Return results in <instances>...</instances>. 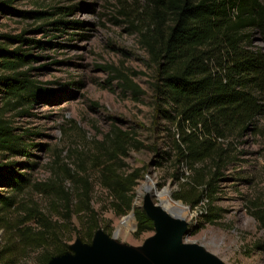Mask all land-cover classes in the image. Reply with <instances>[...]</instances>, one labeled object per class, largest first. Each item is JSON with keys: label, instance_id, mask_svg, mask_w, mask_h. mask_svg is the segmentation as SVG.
<instances>
[{"label": "trees", "instance_id": "16d2710c", "mask_svg": "<svg viewBox=\"0 0 264 264\" xmlns=\"http://www.w3.org/2000/svg\"><path fill=\"white\" fill-rule=\"evenodd\" d=\"M2 3V9L12 11L8 2ZM41 13L53 14L22 12ZM50 24L56 29L58 25L81 27L83 23L60 18ZM130 26L155 69V119L164 123L165 147L157 151L156 164L171 168V177L179 182L171 196L192 208L199 207L201 221L215 224L223 211L216 204L223 170L235 163L239 152L234 142L250 132L264 137V125L259 123L264 115V52L253 41L254 32L264 38V2L142 0ZM1 36L40 48L51 44L22 34ZM36 58L29 48L18 45L11 49L0 43V69L6 72L0 73L4 98L0 106V153L4 158L27 155L29 151L30 143L15 131L6 113H30L44 89L30 79L31 68L21 69ZM128 86L137 89L135 84ZM139 149L150 146L133 132L112 123L91 148L75 149L76 168L60 163L57 155L54 180L48 183L33 181L27 172L15 168V162L0 159V264H15L32 251L36 252L38 264H53L77 254L76 244L83 238L78 236L74 244L67 243L55 221L23 195L28 189L54 193L69 211L72 188L64 186L65 179L83 184L76 192V213L85 217L81 221L84 237L94 239L101 220L90 205L89 168L108 192L115 215L133 210L137 235L157 230L155 218L133 206V189L143 168L123 169L129 150ZM27 165L34 166L30 162ZM3 168L8 174L2 172ZM250 213L264 226V200L253 202Z\"/></svg>", "mask_w": 264, "mask_h": 264}, {"label": "rangeland", "instance_id": "374dc122", "mask_svg": "<svg viewBox=\"0 0 264 264\" xmlns=\"http://www.w3.org/2000/svg\"><path fill=\"white\" fill-rule=\"evenodd\" d=\"M2 2H8L12 11L2 9ZM141 2L0 0V43L11 49L21 45L38 56L21 69L31 68L30 79L44 88L30 113H6L17 128L15 131L30 143L28 154L9 155L6 159L0 153V159L15 162V168L27 172L33 181L48 183L54 180L57 155L60 163L76 168L75 149L91 148L115 123L150 146V149L129 150L124 158V170L143 168L133 189L134 207L164 212L183 227L178 248L199 252L213 264H264V226L250 213L253 202L264 200V137L250 132L234 142L239 152L235 163L223 170L216 203L223 211L217 223H203L199 207L192 208L183 201L187 208L177 207L176 199L171 196L179 182L171 177V168L156 164L157 151L165 147L164 123L155 119L156 99L152 90L155 69L130 26V19ZM32 11L53 14H22ZM60 18L83 24L81 27L58 25L54 29L50 22ZM3 34H22L24 38L51 44L40 48L33 43L10 41ZM253 41L264 52V38L254 32ZM0 73L6 72L0 69ZM129 83L136 85V91ZM2 96L0 90V106L4 101ZM259 123L264 125V115ZM28 162L34 166L27 165ZM2 172L8 174L4 168ZM87 174L90 205L97 211L100 230L108 242L139 250L159 236L155 230L137 235L135 217L129 215L133 210L115 215L108 192L97 182L94 171L89 168ZM63 184L68 190L72 188L69 211L63 199L54 193L41 194L28 189L23 195L55 221L63 240L74 244L81 236L82 245L93 249V240L86 239L81 228L85 217L76 213L79 200L76 192L83 184L69 179ZM163 188L168 192L161 191ZM15 264H38L36 252H29Z\"/></svg>", "mask_w": 264, "mask_h": 264}, {"label": "water", "instance_id": "95a60500", "mask_svg": "<svg viewBox=\"0 0 264 264\" xmlns=\"http://www.w3.org/2000/svg\"><path fill=\"white\" fill-rule=\"evenodd\" d=\"M161 191H167V189L163 188ZM175 203L187 208L180 200H176ZM147 212L155 218L158 228L155 231L159 233V236L149 241L144 249L121 248L115 243L108 242L99 229L93 239V249L77 243V254L74 257L56 261L53 264H213L199 252L188 247L178 248L180 234L183 231L181 225L172 222L160 210ZM129 215L134 217L133 211ZM172 215L179 220L176 214ZM116 236L115 230L114 237Z\"/></svg>", "mask_w": 264, "mask_h": 264}, {"label": "bare ground", "instance_id": "6f19581e", "mask_svg": "<svg viewBox=\"0 0 264 264\" xmlns=\"http://www.w3.org/2000/svg\"><path fill=\"white\" fill-rule=\"evenodd\" d=\"M177 207H180L179 203H176ZM184 208V207H183ZM132 217V216H131ZM116 234H117V230H116Z\"/></svg>", "mask_w": 264, "mask_h": 264}]
</instances>
